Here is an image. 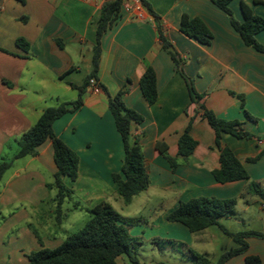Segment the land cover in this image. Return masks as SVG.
<instances>
[{
  "label": "crops",
  "instance_id": "0c3cea01",
  "mask_svg": "<svg viewBox=\"0 0 264 264\" xmlns=\"http://www.w3.org/2000/svg\"><path fill=\"white\" fill-rule=\"evenodd\" d=\"M105 1L113 0H0V48L7 51L0 50V160L12 161L0 179V264H28L31 251L42 246L55 248L71 233L63 237L56 234L63 221H74L77 213L89 214L88 209L102 200L111 204L112 198L124 204L111 178L120 172L124 151L108 108L109 97L120 90L124 106L143 118L139 124L133 123L131 130L139 141L150 178L143 191L157 187L160 194L175 195L169 208L149 223L158 233L136 229V221H129L131 235L150 242L171 236L187 242L183 245L189 249L207 254L210 264H216L223 252L237 247L231 237L216 224L192 233L166 216L179 201L193 197H236L235 209L242 202L246 218L231 221L237 216L235 210L218 222L233 233H264V201L247 193L251 180L264 189V153L256 161H248L264 147V52L245 45L226 13L211 0H144L155 16L143 8V18L125 11L123 6L129 0L122 1L117 18L100 38L98 70L90 79L94 82L89 80L85 88L82 104L52 124L55 135L79 157L76 180L63 178L73 193L62 201L59 211L56 189L47 187L56 171L51 141L39 145L35 155L13 158L18 138L45 108L77 97L78 91L71 84L81 86L91 73L95 32ZM240 2L264 16L263 4L232 0L229 6L236 20L242 21ZM184 13L203 19L213 35L209 44L180 31ZM157 20L170 50L182 60L184 76L203 95L201 103L220 118L238 120L240 127L252 134L251 138H236L223 133L221 138V144L230 147L242 162L249 180L219 183L213 178L212 170L219 166L214 131L191 102L185 77L161 48ZM19 37L28 43L27 51L16 44ZM256 38L264 43V30ZM147 66L156 76L157 98L152 104L139 85ZM230 92L244 96V108L254 120L245 118L240 100ZM190 117V134L197 145L185 159L178 154L177 141ZM157 142H164L167 154L177 160L174 170L157 150ZM252 204L257 205L255 216H251ZM247 242V251L225 264H245L246 255H256L264 264V239L249 237ZM116 261L135 264L125 254Z\"/></svg>",
  "mask_w": 264,
  "mask_h": 264
},
{
  "label": "trees",
  "instance_id": "16d2710c",
  "mask_svg": "<svg viewBox=\"0 0 264 264\" xmlns=\"http://www.w3.org/2000/svg\"><path fill=\"white\" fill-rule=\"evenodd\" d=\"M123 0H113L103 2L96 27V42L92 48V70L81 86H75L77 97L72 101L60 102L57 105L45 108L37 121L17 140V151L13 158L31 156L37 153V148L45 140H50L52 145L53 161L56 166L54 180L47 184V187L56 189L55 201L56 211H59L60 205L65 198H70L73 189L64 184L63 178L67 177L74 182L78 174L79 157L61 138L53 132V122L67 112H73L83 102V93L89 80L96 76L98 70L99 58L101 54L100 38L103 33L110 28L118 16ZM143 8H147L154 15L149 5L144 0H139ZM217 8L226 13L230 23L235 31L238 32L245 45L253 49L264 52V43L257 40L256 35L264 30V16L254 14L251 7L240 2L242 21L234 18L230 8L232 0H211ZM255 4H263L264 0H253ZM155 16V15H154ZM157 28L161 48L171 56L175 63L177 71L184 76L182 70V60L177 57L176 52L170 50L171 44L165 39L161 24L157 20ZM180 31L189 38H195L202 44H209L212 39V33L206 23L200 17H190L184 13L180 20ZM62 46V42L57 40ZM16 44L24 51L28 49V43L23 38H17ZM1 51L7 52L0 48ZM185 77V76H184ZM191 102L200 110L202 116L215 134V146L219 149V166L212 170L213 178L219 183H225L240 179L249 180V174L236 157L233 150L221 144L223 133L230 134L236 138H251L252 134L240 127L238 120H227L220 118L213 111L207 109L201 100L203 95L198 93L192 82L185 77ZM139 85L141 92L147 102L152 104L157 98L156 76L151 66H147L140 77ZM105 90V88L103 87ZM120 90L113 97H109L108 108L113 116L115 126L120 134L124 158L120 172L112 174V180L116 185V193L122 199L124 204L131 202L133 196L145 190L150 184L149 174L145 168L144 156L139 145L137 137L132 135V124L142 122V116L133 109L124 106ZM230 94L236 96L241 102V108L244 116L248 120L254 118L244 108V96L241 94ZM193 117H190L187 125L178 137V154L186 159L197 145V141L190 134ZM157 150L167 159L172 170L177 166V160L167 154V145L164 142L156 143ZM264 153V147L257 156L249 158L248 161H256ZM12 161L0 160V179L3 173L11 166ZM247 193L257 195L264 201V189L261 185L251 180L247 186ZM237 198H217L198 196L179 201L178 205L171 210L166 218L168 221L179 222L185 225L190 232H198L204 228L216 224L220 229L237 244V247L223 252L216 264H225V262L236 255L247 251V238L256 237L264 239V233L247 230L240 232H230L219 222L220 217H230L235 212ZM89 218L85 224L69 233L62 242L55 248L42 246L40 249L31 251L27 255L28 264H117L116 258L125 254L129 260L135 264H143L138 261L137 243L138 238L133 237L128 230L126 220L108 201L102 200L92 208L88 209ZM2 217H0V220ZM194 264H210V259L205 253H199L189 249ZM245 264H260L261 260L256 255H246ZM156 264H169L167 262H157Z\"/></svg>",
  "mask_w": 264,
  "mask_h": 264
},
{
  "label": "rangeland",
  "instance_id": "374dc122",
  "mask_svg": "<svg viewBox=\"0 0 264 264\" xmlns=\"http://www.w3.org/2000/svg\"><path fill=\"white\" fill-rule=\"evenodd\" d=\"M15 149L16 145H14V150ZM8 155L11 156V152ZM160 193L161 191H159L157 187H151L147 191H142L139 196L133 198L129 205L116 202L112 198H110V202L123 217L131 218L128 219V221H132V223L136 221L139 226L135 225L133 226L134 228H141L145 232L151 229L152 233H158V229L149 226L150 221H152L155 216L161 215L175 200V195L172 193H167L166 195ZM161 197L164 198V200L161 199ZM69 204H71V202H69ZM241 205L242 202H239L235 209L237 216L233 217L231 221H242L246 218L247 215L241 210ZM256 207V204L251 205V216H255L257 213L258 210ZM88 218L89 214H84L83 212H81V214L77 213L74 221H63L62 227L56 229V234L63 237L65 234L81 228ZM131 228L132 227L128 228L129 233ZM183 244L188 245L187 242L184 241L182 243L181 240H175L171 236L163 237L161 240L156 239L155 242L145 241V237H142L138 239L136 245L138 249L136 256L138 261L143 264H154L160 261L168 262L169 264H194V259L189 251V247Z\"/></svg>",
  "mask_w": 264,
  "mask_h": 264
},
{
  "label": "built area",
  "instance_id": "2783aa9c",
  "mask_svg": "<svg viewBox=\"0 0 264 264\" xmlns=\"http://www.w3.org/2000/svg\"><path fill=\"white\" fill-rule=\"evenodd\" d=\"M124 10L127 12L134 13V15L137 18H143V6L141 5L139 0H129L126 4L123 6ZM90 82H94L93 80H90Z\"/></svg>",
  "mask_w": 264,
  "mask_h": 264
}]
</instances>
